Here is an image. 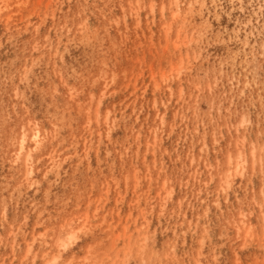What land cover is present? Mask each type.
Instances as JSON below:
<instances>
[{
  "label": "rangeland",
  "instance_id": "374dc122",
  "mask_svg": "<svg viewBox=\"0 0 264 264\" xmlns=\"http://www.w3.org/2000/svg\"><path fill=\"white\" fill-rule=\"evenodd\" d=\"M0 264H264V0H0Z\"/></svg>",
  "mask_w": 264,
  "mask_h": 264
},
{
  "label": "bare ground",
  "instance_id": "6f19581e",
  "mask_svg": "<svg viewBox=\"0 0 264 264\" xmlns=\"http://www.w3.org/2000/svg\"><path fill=\"white\" fill-rule=\"evenodd\" d=\"M37 139H38V132H37V130H36V132H35L34 135H33V139H32V140H34L35 144H36V143L38 144ZM22 150H24L23 140L21 141V146H20V151H22ZM28 156H29V155H28Z\"/></svg>",
  "mask_w": 264,
  "mask_h": 264
}]
</instances>
